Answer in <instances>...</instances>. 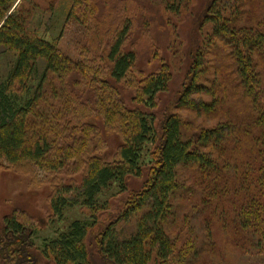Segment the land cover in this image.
Instances as JSON below:
<instances>
[{
  "label": "trees",
  "instance_id": "obj_1",
  "mask_svg": "<svg viewBox=\"0 0 264 264\" xmlns=\"http://www.w3.org/2000/svg\"><path fill=\"white\" fill-rule=\"evenodd\" d=\"M17 1L0 0V49L15 57L6 81L0 85V165H32L50 182L62 171L73 175L81 172L79 184H62L58 179L51 209L55 216H61L71 197L77 198L76 201L81 198L82 207L92 221L91 224L76 221L65 234L44 244L41 255L45 261L91 264L85 239L97 227L100 212L107 208V203L105 207L98 205V196L114 183L125 194L129 179L144 175L141 153L146 144L154 142L157 143L154 163L143 187L128 194L123 210L104 226L100 235L98 253L105 261L109 264L190 263L197 254L195 241L188 237L177 244L164 228L172 215L170 199L177 188L176 170L180 166L197 168L198 187L205 206L214 211L222 208L223 216L236 214L237 227L251 232L258 237L259 245L264 246V117L257 108V103L264 104L259 73L264 57L263 33L235 28L232 13L222 9V0L210 1L201 22L208 26L205 54L217 42L228 49L235 64L236 82L226 81L224 87L239 89L256 109L253 120H247L242 130L217 127L201 131L197 139L185 140L182 123L175 115L162 121L161 134L157 136L152 126L153 116L126 108L115 88L124 85L132 91L135 104L153 108L156 96L167 91L170 81L165 67L139 80L129 76L135 63L134 53L123 49L129 21L115 31L105 57L92 56L85 64H75L56 46L25 29L28 15L24 18L16 11L17 7L12 10ZM89 1L70 0L68 17L76 18L77 5H88ZM239 5L238 0L234 6L237 9ZM200 55L204 54L199 52L194 59L191 68L194 76L177 103L188 110L207 113L212 104H196L189 99L190 95L204 90L195 83L196 74L204 64ZM40 61L44 62V71L35 94L25 106L14 105L10 97L30 91L29 84ZM104 63L109 66L108 78L114 85L98 80L100 65ZM82 88H87L90 100L82 101ZM48 97L56 104L49 103ZM91 120H99L104 130L121 136L122 145L112 163L98 156L103 141L99 128L89 123ZM245 137L249 141L246 162L236 157L241 138ZM230 145L233 147L229 148ZM120 223H132L131 233L122 236L117 229ZM4 224V232L16 239L18 253L24 252L26 235L17 237L23 226L12 217L4 219Z\"/></svg>",
  "mask_w": 264,
  "mask_h": 264
},
{
  "label": "rangeland",
  "instance_id": "obj_2",
  "mask_svg": "<svg viewBox=\"0 0 264 264\" xmlns=\"http://www.w3.org/2000/svg\"><path fill=\"white\" fill-rule=\"evenodd\" d=\"M210 1L90 0L89 6L84 3L77 5L76 18L67 15L71 8L70 0H18L12 10L17 7L16 11L22 13L24 18L28 15L25 29L56 46L75 64H85L92 56L105 57L115 31L129 21V34L123 44L124 51L135 55L129 76L139 80L157 74L165 67L170 81L167 91L156 96L153 108L135 104L132 91L124 85L115 88L126 108L139 109L153 116L152 126L157 136L161 134L162 121L175 115L182 123L183 138L188 140L197 139L203 130L217 127L242 130L247 120H253L256 109L249 99L243 98L239 89L224 87V82L228 84L234 80L235 75V64L229 57L228 49L217 42L205 54L208 50L205 44L208 26L201 25V22ZM239 2L236 9L234 5L238 0H222V9L232 13L231 22H234L235 28H251L264 34V0ZM199 52L204 54L200 55L204 64L196 74L195 83L204 90L190 95L189 99L196 104H212L211 111L207 113L188 110L177 103L194 76L191 68ZM14 60L13 53H2L0 49V85L6 81ZM260 63L263 64H259V73L264 86V57ZM100 67L99 82L106 81L114 85L108 78L109 66L104 63ZM36 70L29 84L30 91L11 96V103L22 107L29 102L44 71L43 61L38 63ZM80 90L83 92L82 101L90 100L87 88ZM48 99L49 103L56 104L50 97ZM257 105L264 117V104ZM89 123L101 132L103 148L98 156L104 162L112 163L122 145L121 136L104 130L99 120H91ZM241 140V149L236 157L246 162L249 158V141L246 137ZM154 143L144 146L140 161L144 175L141 178H130L125 194H121L119 186L114 183L98 196V205L105 207L107 203V208L100 212L97 227H92L85 239L91 264H109L98 253L100 235L104 226L123 210L128 194L138 192L143 187L154 163L157 150V143ZM240 174L241 170L238 176ZM81 178V172L73 175L62 171L50 182L32 165H0V264H27L30 260L31 264H49L41 255L44 244L65 234L76 221L91 224L88 211L82 207L81 198L76 201L77 198L71 197L62 208L61 216H55L51 209L50 201L59 180L62 184H79ZM198 178L195 166L177 168V188L170 199L172 215L164 226L166 235L177 244L188 237L195 241L197 254L189 264H264V246L259 245L258 237L251 232L237 227L236 214L223 216L220 215L222 208L214 211L202 203ZM11 217L23 226L17 237L26 235L24 252L20 254L16 239L9 232H4V219ZM117 229L122 236L128 235L133 230L132 223H120Z\"/></svg>",
  "mask_w": 264,
  "mask_h": 264
}]
</instances>
